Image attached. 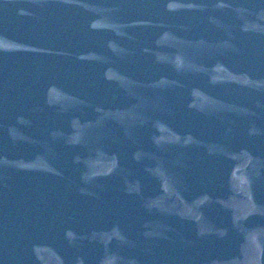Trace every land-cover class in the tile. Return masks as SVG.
Segmentation results:
<instances>
[{"label": "water", "instance_id": "95a60500", "mask_svg": "<svg viewBox=\"0 0 264 264\" xmlns=\"http://www.w3.org/2000/svg\"><path fill=\"white\" fill-rule=\"evenodd\" d=\"M0 264H264V0H0Z\"/></svg>", "mask_w": 264, "mask_h": 264}]
</instances>
